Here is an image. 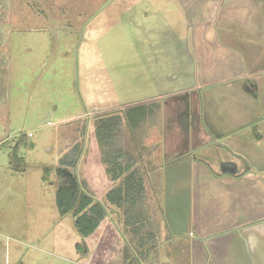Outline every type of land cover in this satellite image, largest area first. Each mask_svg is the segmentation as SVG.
Returning a JSON list of instances; mask_svg holds the SVG:
<instances>
[{
  "label": "rangeland",
  "instance_id": "obj_1",
  "mask_svg": "<svg viewBox=\"0 0 264 264\" xmlns=\"http://www.w3.org/2000/svg\"><path fill=\"white\" fill-rule=\"evenodd\" d=\"M136 15L130 0H0V264H191L189 240L200 236L187 164L178 179L172 162L159 163L158 194L144 184L131 209L138 231L130 206L107 199L121 179L106 171L96 123L124 119L117 146L132 154L143 176L152 133L144 122L129 131L124 113L168 73L156 64L172 55L147 44L144 18ZM161 119L154 114L148 123ZM157 148L149 169L158 166ZM207 150L216 156L219 148L191 147L180 158L199 159ZM58 168L77 175L107 210L89 236L58 211Z\"/></svg>",
  "mask_w": 264,
  "mask_h": 264
},
{
  "label": "crops",
  "instance_id": "obj_2",
  "mask_svg": "<svg viewBox=\"0 0 264 264\" xmlns=\"http://www.w3.org/2000/svg\"><path fill=\"white\" fill-rule=\"evenodd\" d=\"M130 3L144 18L147 44L172 51L156 64L161 72L166 65L168 73L132 101V107L145 106L137 129L144 122L151 130L147 146L152 153L160 147L156 168L147 163L154 162L152 153L143 158L148 194L162 187L157 174L165 163L172 162L178 179L180 164H187L198 208L193 226L200 236L189 240L191 264L197 257L202 264H264V0ZM149 100L150 105L141 104ZM154 114L162 119L150 126ZM212 145L219 148L216 156L207 150L199 159L180 158L190 155L191 147ZM159 201L161 210L162 197Z\"/></svg>",
  "mask_w": 264,
  "mask_h": 264
},
{
  "label": "trees",
  "instance_id": "obj_3",
  "mask_svg": "<svg viewBox=\"0 0 264 264\" xmlns=\"http://www.w3.org/2000/svg\"><path fill=\"white\" fill-rule=\"evenodd\" d=\"M144 108V105H140L126 109L124 116L129 128L137 129L144 120ZM123 120L121 116L99 119L96 123V134L103 146L102 161L106 165V171L112 180L121 179L119 186L109 191L107 199L118 206L128 204V217L132 219L134 214L131 209L137 204V199L143 196L145 187L141 174L134 168L132 154L117 146ZM56 173L60 178L56 191V204L60 215L71 214L75 218L74 225L79 234L84 237L91 235L107 216L105 206L95 200L78 176L69 169L58 168ZM132 223H136L138 231L140 221L134 218L130 224Z\"/></svg>",
  "mask_w": 264,
  "mask_h": 264
}]
</instances>
